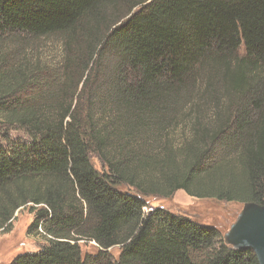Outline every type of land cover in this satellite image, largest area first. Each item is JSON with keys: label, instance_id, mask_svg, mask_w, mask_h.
I'll return each mask as SVG.
<instances>
[{"label": "trees", "instance_id": "obj_1", "mask_svg": "<svg viewBox=\"0 0 264 264\" xmlns=\"http://www.w3.org/2000/svg\"><path fill=\"white\" fill-rule=\"evenodd\" d=\"M129 1L0 0V45L16 44L0 57V231L29 207L28 234L48 242L9 264H260L215 225L145 208L179 190L264 205V0L107 13ZM53 35L64 63L25 56Z\"/></svg>", "mask_w": 264, "mask_h": 264}, {"label": "rangeland", "instance_id": "obj_2", "mask_svg": "<svg viewBox=\"0 0 264 264\" xmlns=\"http://www.w3.org/2000/svg\"><path fill=\"white\" fill-rule=\"evenodd\" d=\"M130 0L129 2H131ZM127 4V3H126ZM122 4L119 7L108 5L107 13L109 16L118 17L120 19L130 11L136 10V1L127 5ZM124 6V7H123ZM102 24L101 31L105 29L103 15L101 20L93 21V26ZM95 36L89 35L85 30L83 35L78 37L77 44L86 47L87 40L94 41ZM16 46L15 43L6 41L4 45H0V57L5 53H9L10 48ZM23 53L29 59H40V62L50 64L52 67H58L64 63V41L61 36L53 35L47 38H39L29 40L21 46ZM73 63L71 69L76 72H81V60L77 53H72ZM63 67L62 65L59 67ZM222 104V101H221ZM214 109V107H212ZM211 108V109H212ZM9 134L13 137H24L25 133L20 130H12ZM3 137V130L0 129V139ZM94 164L101 169L100 161L95 158ZM148 206L145 211L148 212L156 207H164L174 214H180L187 217L197 219L199 222L205 224H212L217 226L223 235H225L231 225L235 222L243 205L235 202H224L209 198H193L185 191L179 190L171 199H155L153 197L147 199ZM33 220V215L30 213V208H24L16 213L12 222L10 232L0 231V264H9L16 256L27 253L36 252L44 245H47V239L42 235H29L27 230ZM84 253H96L99 248L95 242L80 241ZM110 253L114 257H118L121 251L120 246L110 248Z\"/></svg>", "mask_w": 264, "mask_h": 264}, {"label": "water", "instance_id": "obj_3", "mask_svg": "<svg viewBox=\"0 0 264 264\" xmlns=\"http://www.w3.org/2000/svg\"><path fill=\"white\" fill-rule=\"evenodd\" d=\"M224 238L234 248L254 250L264 264V205L245 203Z\"/></svg>", "mask_w": 264, "mask_h": 264}]
</instances>
